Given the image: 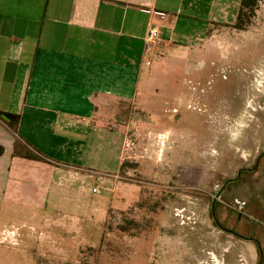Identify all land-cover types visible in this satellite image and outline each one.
Returning a JSON list of instances; mask_svg holds the SVG:
<instances>
[{
    "label": "rangeland",
    "instance_id": "rangeland-1",
    "mask_svg": "<svg viewBox=\"0 0 264 264\" xmlns=\"http://www.w3.org/2000/svg\"><path fill=\"white\" fill-rule=\"evenodd\" d=\"M241 24L211 25L185 57L146 61L143 81L155 91L145 96L158 101L123 113V172L110 183L103 171L73 179L86 202L64 203L57 227L6 222L0 264H254L252 245L217 228L200 201L264 148V0ZM223 217L219 207L220 226Z\"/></svg>",
    "mask_w": 264,
    "mask_h": 264
},
{
    "label": "crops",
    "instance_id": "crops-1",
    "mask_svg": "<svg viewBox=\"0 0 264 264\" xmlns=\"http://www.w3.org/2000/svg\"><path fill=\"white\" fill-rule=\"evenodd\" d=\"M240 1L0 0V114L17 118L14 126L0 118V228L21 217L57 227L64 203L86 202L73 179L96 171L112 174L105 182L117 179L113 173L131 158L123 148L126 107L141 111L158 101L145 96L155 91L144 84L145 62L185 57L211 25L235 23ZM149 24L158 27L159 40L147 52ZM16 147L45 161L27 159ZM257 173L248 216L253 240L230 236L250 243L249 258L264 264V195L256 198L264 193V163ZM238 201L231 206L240 208ZM224 217L226 227L242 230L243 215Z\"/></svg>",
    "mask_w": 264,
    "mask_h": 264
},
{
    "label": "flooded vegetation",
    "instance_id": "flooded-vegetation-1",
    "mask_svg": "<svg viewBox=\"0 0 264 264\" xmlns=\"http://www.w3.org/2000/svg\"><path fill=\"white\" fill-rule=\"evenodd\" d=\"M264 160V148L258 152V154L253 158L252 163L249 166H241L239 167L234 177L232 178H226L223 179L220 184H216L212 189H210L213 192L208 191V186L205 187L206 190H203V194H201L200 201L207 207L205 217H209L213 223L216 225L217 228H219L221 231H223L226 234L239 236L241 238L251 239L253 240L252 235L254 231V224L250 222L248 219V216H252L253 214L250 209V199L251 194L253 192V186L256 183L254 180L257 179L259 176V173H257L259 170L263 169V161ZM257 173L258 175L253 178V175ZM242 174H246L248 177L244 176L242 177ZM243 178V179H242ZM262 180V177H260ZM237 189L240 191L238 192ZM235 192L236 195L241 194V199H244L243 201H238L237 197L232 198V193ZM259 193V192H258ZM256 194V198L260 199L263 198L264 193L260 191L259 194ZM214 200V201H213ZM235 201L240 202L242 206L240 208L232 207L231 205L235 203ZM223 208V215L225 217L234 216L237 217L238 214L243 215L245 218L242 220V230L237 232V229L234 227H226V226H220L216 222V215H218V208ZM240 209V210H238ZM257 210V209H256ZM256 212V211H255ZM259 212V211H257ZM250 214V215H249ZM260 214V213H259ZM261 215V214H260ZM240 232V233H239ZM262 255V254H261ZM262 260L260 259L261 264Z\"/></svg>",
    "mask_w": 264,
    "mask_h": 264
},
{
    "label": "trees",
    "instance_id": "trees-1",
    "mask_svg": "<svg viewBox=\"0 0 264 264\" xmlns=\"http://www.w3.org/2000/svg\"><path fill=\"white\" fill-rule=\"evenodd\" d=\"M258 0H241L240 1V8L236 17V21L233 24V28L240 30L242 27V22L244 21V18L247 20L250 15H252L254 11V7L256 6ZM1 119H7L9 121L10 126H14L16 123L17 118L13 119L12 116L9 114H0ZM1 149V148H0ZM23 157L31 160H37V161H45V158L41 157L39 154L32 153L26 151L23 154ZM126 162H123L121 164V169L124 168Z\"/></svg>",
    "mask_w": 264,
    "mask_h": 264
},
{
    "label": "built area",
    "instance_id": "built-area-1",
    "mask_svg": "<svg viewBox=\"0 0 264 264\" xmlns=\"http://www.w3.org/2000/svg\"><path fill=\"white\" fill-rule=\"evenodd\" d=\"M159 40V31L158 27L152 24H149L144 36L145 41V51H150L151 45ZM92 192L99 193L98 190L92 189Z\"/></svg>",
    "mask_w": 264,
    "mask_h": 264
},
{
    "label": "water",
    "instance_id": "water-1",
    "mask_svg": "<svg viewBox=\"0 0 264 264\" xmlns=\"http://www.w3.org/2000/svg\"><path fill=\"white\" fill-rule=\"evenodd\" d=\"M214 201V200H213Z\"/></svg>",
    "mask_w": 264,
    "mask_h": 264
}]
</instances>
